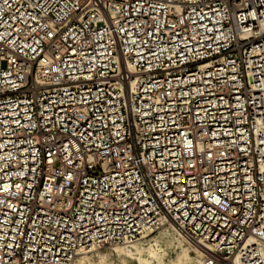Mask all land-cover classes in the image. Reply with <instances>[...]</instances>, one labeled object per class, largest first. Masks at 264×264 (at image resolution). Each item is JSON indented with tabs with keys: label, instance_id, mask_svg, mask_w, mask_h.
<instances>
[{
	"label": "built area",
	"instance_id": "built-area-1",
	"mask_svg": "<svg viewBox=\"0 0 264 264\" xmlns=\"http://www.w3.org/2000/svg\"><path fill=\"white\" fill-rule=\"evenodd\" d=\"M164 226L264 264V0H0V264Z\"/></svg>",
	"mask_w": 264,
	"mask_h": 264
},
{
	"label": "bare ground",
	"instance_id": "bare-ground-1",
	"mask_svg": "<svg viewBox=\"0 0 264 264\" xmlns=\"http://www.w3.org/2000/svg\"><path fill=\"white\" fill-rule=\"evenodd\" d=\"M177 234L181 239L179 237L177 238L176 234H173L174 239L177 240L175 259L167 257L165 251L161 249L157 243L148 246L135 244L124 247L113 246L115 248L112 247V249H108L106 253H101V250H96L92 253L80 256L75 264H115V258L120 260L122 264H192L194 260H197L198 264H200L199 259L197 257L193 258L189 248L183 244L184 239L182 236L178 232ZM251 242H253L252 239L249 240V243ZM262 251L264 252V247Z\"/></svg>",
	"mask_w": 264,
	"mask_h": 264
},
{
	"label": "rangeland",
	"instance_id": "rangeland-1",
	"mask_svg": "<svg viewBox=\"0 0 264 264\" xmlns=\"http://www.w3.org/2000/svg\"><path fill=\"white\" fill-rule=\"evenodd\" d=\"M171 234H172V236H171ZM173 234L174 235L176 234V237L177 238L179 237L178 234H177V232L173 228L168 227V226H164V227H161L159 230H157V231H155V232L147 235V237L144 240H141V241L136 242V243L131 244V245H119V246H116V247L132 246V245H135V244H137V245L138 244H141V245H144V246H148V245H155L157 243L160 246V248L165 251V253L167 254V257H171L172 259H175L174 256H176L175 252L177 250V247H176L177 246V240L174 239ZM147 241H148V243H147ZM183 244L186 247L189 248V246L186 244L185 241L183 242ZM113 248H115V247H113ZM108 249H112V247H105V248H103L101 250V253L108 252ZM189 251H190L191 256L193 258H195L196 256L191 251L190 248H189ZM114 263L115 264H122L120 260H117V258L114 259ZM192 264H198L197 260H194Z\"/></svg>",
	"mask_w": 264,
	"mask_h": 264
}]
</instances>
